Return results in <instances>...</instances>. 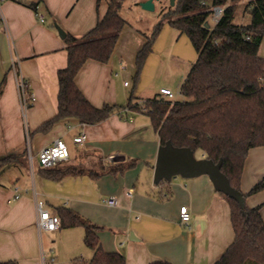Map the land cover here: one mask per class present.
<instances>
[{"label":"crops","instance_id":"1","mask_svg":"<svg viewBox=\"0 0 264 264\" xmlns=\"http://www.w3.org/2000/svg\"><path fill=\"white\" fill-rule=\"evenodd\" d=\"M107 6L108 0L0 3V158L14 156L0 169V262L88 263L93 252L84 244L83 226L37 227L36 200H42L56 213L69 208L95 224L102 248L123 254L125 264H213L234 239L228 201L207 174L153 181L160 141L145 112L129 109L127 102L95 124L66 118L46 131L37 130L57 112V71L67 63L66 36L85 34ZM132 39L136 36L123 26L108 61L88 59L75 74L76 85L94 106H121L129 83L120 80L133 69L142 41L125 47L119 41ZM258 55L264 58V37ZM19 76L28 81L34 96L24 112L16 85ZM79 133L85 134L82 144L73 142ZM57 138L69 149L68 159L59 165L75 166L81 173L56 180L46 177L40 166L34 172L28 152L34 156ZM261 179L264 145L249 149L239 182L246 206H258L264 220V186L249 193ZM110 196L115 205L106 202ZM183 205L190 213L187 221L180 218Z\"/></svg>","mask_w":264,"mask_h":264},{"label":"trees","instance_id":"2","mask_svg":"<svg viewBox=\"0 0 264 264\" xmlns=\"http://www.w3.org/2000/svg\"><path fill=\"white\" fill-rule=\"evenodd\" d=\"M236 1L176 0L174 9L169 12L168 24L189 38L197 54L180 88L184 98L170 101L156 95L133 103L131 94L126 107L149 116L160 144L170 141L175 147L199 150L215 163L222 160L221 171L230 185L240 190L241 171L249 149L264 145V58L258 55L264 37V0H248L246 9L250 21L245 24L233 22ZM122 2L108 0L105 14L93 28L80 37L66 36L67 63L57 71V112L37 130L46 131L56 121L66 118L95 124L122 107L109 103L94 106L74 80L86 60L108 61L125 23L118 11ZM215 6H219L221 12L218 20L210 23ZM161 25H154L136 52L135 79L152 51ZM1 90L0 84V94ZM13 157H1L0 169ZM59 164L39 168L46 177L56 180L82 172L75 166ZM130 165H119L118 169ZM263 186L264 179H261L249 193ZM223 195L230 206L234 239L213 264H264V220L259 207H247L245 200L240 204ZM57 215L61 227H84V244L93 252L87 264H125L123 254L102 248L95 224L69 208H59ZM149 264L171 263L153 261Z\"/></svg>","mask_w":264,"mask_h":264},{"label":"rangeland","instance_id":"3","mask_svg":"<svg viewBox=\"0 0 264 264\" xmlns=\"http://www.w3.org/2000/svg\"><path fill=\"white\" fill-rule=\"evenodd\" d=\"M141 1L143 0H123L119 7V14L125 21V29H130L132 34L136 36V39H132V41L120 40V45L124 44V47L126 44L133 45L137 40L141 39L142 46L154 25L157 23H162V25L154 42L153 50L155 53L148 55L149 58L147 61L145 60L139 77L137 79L134 78V65L131 72L126 75V78L120 80L121 84L123 80H126L129 86L126 88V97H123L119 103L123 106L128 102L131 94L132 102H136L139 97L161 96L159 92L161 87L169 88L174 93V96L167 98V100H182L184 97L180 92V88L197 57L196 51L184 33L179 35V31L168 24L169 12L174 9V5L170 3V0H153L154 8L152 10L142 8L140 5ZM247 2L248 0L236 1L234 23H246L248 18H250V13L246 9ZM214 18L215 8H213L210 17V23L215 22ZM120 91L122 94V89ZM199 154V150L194 152L196 157H199ZM39 166L37 153H35L33 156L34 172Z\"/></svg>","mask_w":264,"mask_h":264},{"label":"water","instance_id":"4","mask_svg":"<svg viewBox=\"0 0 264 264\" xmlns=\"http://www.w3.org/2000/svg\"><path fill=\"white\" fill-rule=\"evenodd\" d=\"M174 5L175 0H170ZM142 8L152 10L154 8L153 0H143L140 2ZM215 18L218 20L221 8L215 6ZM208 23H206L207 25ZM63 35V32L60 31ZM222 160L216 163L206 157H196L194 152L188 147H175L170 141L160 144L157 149V155L153 170V181L155 183L161 180H170L177 175L181 177H194L201 174H207L212 181L214 188L223 194L236 199L240 204L244 203V197L240 190L230 185L227 177L221 171Z\"/></svg>","mask_w":264,"mask_h":264},{"label":"built area","instance_id":"5","mask_svg":"<svg viewBox=\"0 0 264 264\" xmlns=\"http://www.w3.org/2000/svg\"><path fill=\"white\" fill-rule=\"evenodd\" d=\"M1 1L4 0H0ZM36 14L40 20L43 19L42 14L36 11ZM1 10H0V18H1ZM2 19V18H1ZM124 84H127L125 82ZM16 85L20 97V102L22 109H26L34 99L33 93L29 91V83L28 81L19 76L16 80ZM161 94V98L167 100V98L173 97L174 93L166 87H161L159 89ZM85 141V134L79 133L73 137V142L76 144H82ZM29 153L30 164L33 161V155L31 152ZM69 157V149L66 143L60 139H55L51 144L43 146L37 152L38 163L42 167H50L55 165L56 163L66 161ZM112 156H108V160H111ZM128 194H131V190H127ZM106 202L109 205H115L116 199L114 196H110ZM36 225L39 229L46 230H56L60 226V218L54 210H50L44 206V201L36 200ZM190 217V213L188 211L187 206H180V218L182 221H187Z\"/></svg>","mask_w":264,"mask_h":264}]
</instances>
